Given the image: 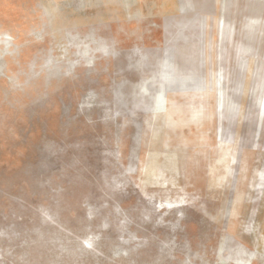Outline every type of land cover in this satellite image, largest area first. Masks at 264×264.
Returning a JSON list of instances; mask_svg holds the SVG:
<instances>
[{
    "label": "rangeland",
    "instance_id": "1",
    "mask_svg": "<svg viewBox=\"0 0 264 264\" xmlns=\"http://www.w3.org/2000/svg\"><path fill=\"white\" fill-rule=\"evenodd\" d=\"M0 264H264V0H0Z\"/></svg>",
    "mask_w": 264,
    "mask_h": 264
}]
</instances>
